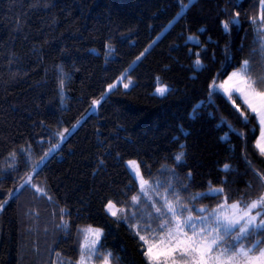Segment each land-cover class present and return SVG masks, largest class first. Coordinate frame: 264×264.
I'll use <instances>...</instances> for the list:
<instances>
[{
	"label": "trees",
	"instance_id": "trees-1",
	"mask_svg": "<svg viewBox=\"0 0 264 264\" xmlns=\"http://www.w3.org/2000/svg\"><path fill=\"white\" fill-rule=\"evenodd\" d=\"M260 16V0H0V264H77L89 225L112 264H148L131 159L190 207L264 194L254 114L209 95L245 60L264 75ZM210 187L224 193L191 200Z\"/></svg>",
	"mask_w": 264,
	"mask_h": 264
},
{
	"label": "snow or ice",
	"instance_id": "snow-or-ice-1",
	"mask_svg": "<svg viewBox=\"0 0 264 264\" xmlns=\"http://www.w3.org/2000/svg\"><path fill=\"white\" fill-rule=\"evenodd\" d=\"M260 2V22L264 23V0H260ZM187 7L188 5H182V9ZM236 16L238 17L239 13ZM255 22L253 19V23ZM237 23V19H229L223 21L222 25L227 32L230 25ZM189 39L193 40L195 37H189ZM142 55L143 53H141ZM195 64L200 66V60L197 59ZM130 83L131 81H129ZM62 84L63 82H61V86ZM129 84H125L124 87H129ZM112 87L114 85H109V88ZM209 87L210 96L217 87L223 88L245 123L250 122V114H254L260 129L259 137L255 141V148L264 156V75L254 78L251 75L249 61L245 60L241 67L231 73L222 84L217 85L214 79ZM166 91H168L166 87L156 89L160 95H164ZM237 93L238 96L235 99L243 101V106H245L243 109L241 105L235 103L234 94ZM97 103L99 101H93V104ZM12 155L15 156L14 153ZM183 155V152L178 153L176 160L180 161ZM128 166L139 179L140 192L145 197L151 199L149 189L158 193V189L162 185L157 182L153 186L148 180H145L141 174L140 166L135 160L128 161ZM229 168L230 165H224L225 170ZM257 176L260 180H264V174L257 173ZM25 183H30V180ZM37 191L39 192L41 189L37 188ZM167 191L168 188H165V192ZM223 193L224 188L222 187H210L207 192L195 193L191 200L206 196H219ZM11 194L10 192L9 195L11 196ZM140 200V195L131 197L133 204H138ZM229 200L230 197L225 196L224 201L210 212L206 207L189 208L175 194L174 199L165 196L162 206L155 207L153 205L156 213L159 214L157 218L161 220V223L156 228H153L151 224H145L143 228L139 226L136 228V234L146 245L143 254L147 258L148 264H264V247H260L261 244H264V240H255L251 246L245 243L256 235H264V194L243 207L240 201L229 203ZM4 203L7 201L0 203V209L3 208ZM106 209L114 217L124 211L122 208H117L112 201L108 202ZM229 209H231L230 212ZM254 210L256 211L254 212ZM193 212L196 213L195 216L192 214ZM79 231L83 234V242L80 244V256L77 264H90L95 258H99L101 264H112L111 252L101 256L102 229L89 225ZM141 231L145 234L141 235Z\"/></svg>",
	"mask_w": 264,
	"mask_h": 264
},
{
	"label": "rangeland",
	"instance_id": "rangeland-1",
	"mask_svg": "<svg viewBox=\"0 0 264 264\" xmlns=\"http://www.w3.org/2000/svg\"><path fill=\"white\" fill-rule=\"evenodd\" d=\"M189 37H195V39L190 40ZM187 40L195 41V40H196V35H192V34H190V35L188 36ZM237 69H239V68H237ZM237 69L232 70V71L229 73V75H231V73H233V72L236 71ZM229 75H228V76H229ZM228 76H227L225 79H223V80L217 82L216 84H217V85L222 84L225 80H227ZM128 84H129V83H128ZM158 87H166L167 89H169V88H170V85L167 84V83L158 84V85L154 88V91H153V92H154L155 94H157V95H160V94H158V93L156 92V89H157ZM216 91L220 92L221 94H224V95L227 97V95L225 94L223 88H219V87H217ZM166 92H167V91H166ZM166 92H165V93H166ZM237 96H238V93H237ZM93 101H99V102H100V99H93V100H92V105H91V107H90V109H89V112H96L97 109H98V105H99V103H97V104H93ZM258 137H259V136H258ZM131 160H134V159H131ZM131 160H129V161H131ZM135 161H136V160H135ZM136 162H137V161H136ZM137 164H138V162H137ZM127 165H128V162H127ZM138 165H139V164H138ZM128 167H129V166H128ZM129 169H130V168H129ZM130 170H131V169H130ZM131 172H132V174L134 175V177L136 178L135 173H134L132 170H131ZM143 178H144V177H143ZM144 179H145V178H144ZM136 180H137V182H138V184H139V187H140L139 179L136 178ZM145 180H146V179H145ZM150 184H151V183H150ZM149 193H150L151 199L145 197V196L143 195V193H141V192L139 193V195H140V197H141L140 202H141L142 204L146 205V207H147V209H143L144 206H142V208H141L140 210H141V211H142V210L144 211V212L142 213L143 216H146V214L148 213V216H149V221H148V223L151 224V226H152L153 228H156V227L161 223V220L157 218L159 214L156 213V211H155V207H160V206H162V205L164 204V197H165V196H168L169 199H174V194H173V193H170V192H168V191L165 192V190H161V189H158V193H157V191H154V190H152V189H149ZM175 195L177 196V194H175ZM255 199H257V198H255ZM255 199H253V200H255ZM253 200H251V201H253ZM251 201H249L247 204H249ZM233 202H237V201H233ZM233 202H230V203H233ZM221 203H222V202H221ZM107 204H108V203H107ZM107 204H106V205H107ZM114 204H115V203H114ZM247 204H245V205L241 204V206L243 207V206H246ZM153 205H155V207H154ZM187 206H188L189 208H196V209L201 208V207H190L189 204H188ZM116 207H117V208H121V207H119V206H117V205H116ZM216 207H217V205L214 206L213 208H211V209L208 210V211L210 212L212 209H214V208H216ZM105 209H106V207H105ZM106 211H107V209H106ZM230 211H231V209H229V212H230ZM255 211H256V210H254V212H255ZM107 212H108V211H107ZM254 212H253V214H254ZM108 213L111 215L110 212H108ZM119 213H120V212H119ZM119 213H118V214H119ZM132 213H133V212H132ZM192 214H193L194 216L196 215L195 212H193ZM205 214H207V213H205ZM185 215H187L186 212H185ZM117 216H118V215H117ZM140 224H143V226L145 225L143 222L139 221V223L136 224V227H137L138 225H140ZM92 227L102 229L101 227H97V226H92ZM139 227H140V228H143L142 225L139 226ZM102 232H103V229H102ZM144 234H145V233L143 232L142 235H144ZM262 237H263V236H261V235H256V236H254V237L252 238V240H250V241H245V243L248 244L249 246H251V243H252V242H254L255 240H261ZM260 247H264V244H261ZM145 248H146V245H145ZM90 264H96V263H95L94 260H93V261L90 262ZM99 264H101V263H99Z\"/></svg>",
	"mask_w": 264,
	"mask_h": 264
}]
</instances>
